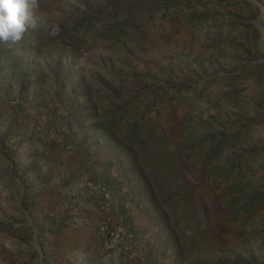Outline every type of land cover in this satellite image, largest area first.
I'll return each mask as SVG.
<instances>
[{
	"label": "rangeland",
	"instance_id": "374dc122",
	"mask_svg": "<svg viewBox=\"0 0 264 264\" xmlns=\"http://www.w3.org/2000/svg\"><path fill=\"white\" fill-rule=\"evenodd\" d=\"M39 4L36 28L17 44L0 42V135L55 136L67 152L79 146L62 138L80 133L72 119L111 135L145 197L124 203L127 218L155 220L159 233L155 259L141 263L264 264V0ZM103 88L112 90L100 93L104 106L86 115L84 98ZM38 150L47 155L43 143ZM20 189L6 193L15 215ZM30 208L40 220L42 205ZM25 222L8 223L18 230ZM38 238L34 256L40 248L44 261L64 264L60 242L55 251L54 238Z\"/></svg>",
	"mask_w": 264,
	"mask_h": 264
},
{
	"label": "crops",
	"instance_id": "0c3cea01",
	"mask_svg": "<svg viewBox=\"0 0 264 264\" xmlns=\"http://www.w3.org/2000/svg\"><path fill=\"white\" fill-rule=\"evenodd\" d=\"M89 66L92 67V64L86 63L85 67L88 69L84 80L87 83L90 82ZM111 91L103 88L89 101L84 98L82 108L87 107L86 115H93L104 106L103 103L99 104L101 92L106 96ZM6 112V107L0 105V114ZM30 120L31 118L22 121L23 123L19 122L28 124ZM72 121L70 127L74 132L77 130L80 133L62 138L78 143L79 146L73 152L62 151L64 146L57 145L56 137L51 135H0V191L3 190L0 192V223L3 226H0V264H57L55 259L44 261L40 248L39 257L34 256L37 242L41 241L38 238L40 234L54 238L51 248L55 251L57 241L60 242L57 256L64 264H146V261L141 263L140 259L131 261L118 250L105 252L102 249L98 228L105 215L99 211L101 196L87 187L89 182H103L113 189L121 209L113 221H119L120 214L126 218L125 224L136 233V250L140 257L153 261L155 252L151 248L159 237L154 226L155 220L135 213L128 220L129 213L124 206L127 201H145L142 192L137 195L139 188L131 187L132 169L123 167L126 162L121 164L123 157L116 151V144H109L107 140L111 135H97L96 130L89 129L88 119L82 122ZM65 122L69 124L68 119ZM52 123L55 124L56 121H51L50 124ZM69 131V127H65V133L68 134ZM9 143L10 147L5 148ZM40 143H43V149L47 151L46 156L41 155L38 150ZM106 144L109 145L108 148L105 147ZM16 157L25 159V166L36 167V173L29 174L15 168L13 161ZM45 176L47 180L41 183L39 178ZM19 185L21 211L15 215L10 203L11 196H6V193L19 189ZM38 187L41 188V193L34 192ZM33 203L43 207L40 220L34 217L36 212L30 208ZM8 219H26L27 222L21 229L15 230L14 226L12 229L9 227L11 223H8ZM30 238L33 239L32 242ZM76 241H80L81 245H76ZM76 253L79 254L78 257Z\"/></svg>",
	"mask_w": 264,
	"mask_h": 264
},
{
	"label": "built area",
	"instance_id": "2783aa9c",
	"mask_svg": "<svg viewBox=\"0 0 264 264\" xmlns=\"http://www.w3.org/2000/svg\"><path fill=\"white\" fill-rule=\"evenodd\" d=\"M65 148L66 150H70L71 147L66 146ZM87 187L96 191L101 196L99 211L105 217L99 225L98 232L103 250L105 252L118 250L121 255L131 261L141 259L136 250V233L129 229L122 220L119 219L117 222L113 221V218L120 211V204L114 195L113 189L103 182H89Z\"/></svg>",
	"mask_w": 264,
	"mask_h": 264
},
{
	"label": "clouds",
	"instance_id": "9594fccd",
	"mask_svg": "<svg viewBox=\"0 0 264 264\" xmlns=\"http://www.w3.org/2000/svg\"><path fill=\"white\" fill-rule=\"evenodd\" d=\"M39 6V0H0V42L17 44L30 27L36 28L33 16ZM58 32L54 25L50 34Z\"/></svg>",
	"mask_w": 264,
	"mask_h": 264
}]
</instances>
